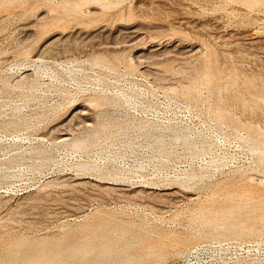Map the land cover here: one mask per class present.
Returning <instances> with one entry per match:
<instances>
[{"label":"rangeland","instance_id":"374dc122","mask_svg":"<svg viewBox=\"0 0 264 264\" xmlns=\"http://www.w3.org/2000/svg\"><path fill=\"white\" fill-rule=\"evenodd\" d=\"M0 264H264V0H0Z\"/></svg>","mask_w":264,"mask_h":264},{"label":"bare ground","instance_id":"6f19581e","mask_svg":"<svg viewBox=\"0 0 264 264\" xmlns=\"http://www.w3.org/2000/svg\"><path fill=\"white\" fill-rule=\"evenodd\" d=\"M247 3H251V4H255L257 2V0H244ZM73 63V62H72ZM164 139V138H163ZM219 149V148H218ZM263 151V150H262ZM224 153V152H223ZM110 154V153H109ZM105 159V157L103 158V160ZM154 159V158H153ZM106 160V159H105ZM111 161V160H110ZM104 162V161H103ZM113 162V160H112ZM98 163V162H97ZM100 163V162H99ZM110 163V162H109ZM117 163V162H116ZM145 163V162H144ZM199 163V162H198ZM105 165V162L103 163ZM98 165V164H97ZM111 165V164H108ZM102 166V165H101ZM4 167V166H3ZM196 168V167H195ZM202 169V168H201ZM195 172V171H194Z\"/></svg>","mask_w":264,"mask_h":264}]
</instances>
